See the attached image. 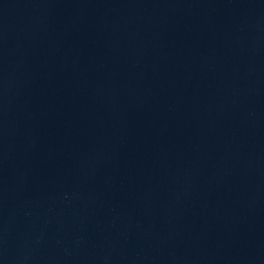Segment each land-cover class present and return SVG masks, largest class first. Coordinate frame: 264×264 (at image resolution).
Masks as SVG:
<instances>
[{
  "label": "water",
  "instance_id": "obj_1",
  "mask_svg": "<svg viewBox=\"0 0 264 264\" xmlns=\"http://www.w3.org/2000/svg\"><path fill=\"white\" fill-rule=\"evenodd\" d=\"M0 264H264V0H0Z\"/></svg>",
  "mask_w": 264,
  "mask_h": 264
}]
</instances>
